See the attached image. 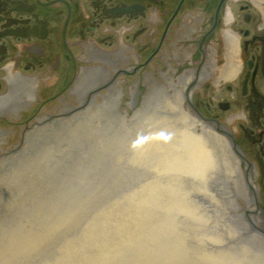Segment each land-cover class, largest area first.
Instances as JSON below:
<instances>
[{
	"label": "water",
	"instance_id": "1",
	"mask_svg": "<svg viewBox=\"0 0 264 264\" xmlns=\"http://www.w3.org/2000/svg\"><path fill=\"white\" fill-rule=\"evenodd\" d=\"M124 109L6 137L0 264H264L224 139L180 105Z\"/></svg>",
	"mask_w": 264,
	"mask_h": 264
},
{
	"label": "flooded vegetation",
	"instance_id": "2",
	"mask_svg": "<svg viewBox=\"0 0 264 264\" xmlns=\"http://www.w3.org/2000/svg\"><path fill=\"white\" fill-rule=\"evenodd\" d=\"M161 103L224 139L264 231V0H0V158L16 132Z\"/></svg>",
	"mask_w": 264,
	"mask_h": 264
}]
</instances>
